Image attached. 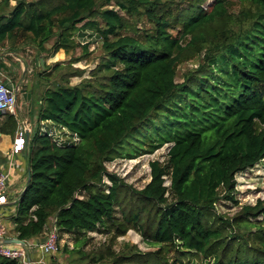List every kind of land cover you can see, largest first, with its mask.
Returning <instances> with one entry per match:
<instances>
[{"label":"trees","instance_id":"obj_1","mask_svg":"<svg viewBox=\"0 0 264 264\" xmlns=\"http://www.w3.org/2000/svg\"><path fill=\"white\" fill-rule=\"evenodd\" d=\"M238 1L233 14L230 0H0V48L8 52L22 45L68 51L74 35L101 38L87 77L75 84L61 77L42 93L36 120L56 124L65 139L54 138L53 127L29 136V180L9 217L19 239L44 235L52 216L59 233L113 223L122 180L105 160L134 132L137 154L170 145L165 164L149 162L150 179L136 190L126 222L140 230L144 219L151 242L182 255L264 264V226L256 219L264 197L232 219L208 216L217 201L233 198L235 174L264 159V0ZM201 52L178 81L179 62ZM17 126L14 115L0 114L1 133L13 135ZM235 226L246 233L229 231ZM63 251L82 254L80 247ZM158 258L153 264H169ZM0 264L19 262L0 256Z\"/></svg>","mask_w":264,"mask_h":264},{"label":"rangeland","instance_id":"obj_2","mask_svg":"<svg viewBox=\"0 0 264 264\" xmlns=\"http://www.w3.org/2000/svg\"><path fill=\"white\" fill-rule=\"evenodd\" d=\"M175 1L176 5L180 3L185 5L187 0ZM11 3L13 4L14 1H11ZM110 3L109 7L112 6L113 2ZM208 3H204V7H207ZM240 8V1L230 0L229 10L233 14L237 13ZM125 17L131 24L138 27L147 25V22L141 16L132 18L125 15ZM171 32L176 34L177 30L173 29ZM100 41L101 38L96 37L95 34L91 36L84 34L83 36L74 35L75 44L68 51L58 49L56 52L46 50L38 53L32 46L22 45L15 53L8 52L4 47L0 48V52L6 53L4 54V62L7 69H2L5 76L4 81H7L11 87H18L17 105L19 111L15 118L17 122L22 119L28 120L26 123H30L29 136L37 126L41 130L53 127V130L49 133L58 140L65 139L62 134L63 130L59 129L56 124L50 125L49 122L39 124L37 122L38 103L44 89L48 86L52 87L55 80L68 77L70 83L75 84L83 77H87L89 70L99 61ZM52 42L53 39L49 41V44ZM83 45H86V47ZM202 53L186 57L179 62L176 76L178 81L183 79L185 73L196 67ZM59 55L61 58H59ZM54 63L56 67L53 66ZM43 76H45V79H43ZM28 144L29 138L27 147ZM169 145L164 144L151 153L141 152L137 154L140 148L134 132L127 134L115 144L109 150L110 158L105 160L106 170L115 173L122 180L118 186L114 213L115 221L109 224L107 228L101 226L99 229L88 231L85 234L58 232V251L48 257L46 263L153 264L161 262V259L158 258L160 257L169 264H213L211 257H205L200 253L193 252L182 255L170 245L154 244L149 236L151 228L147 227V223L143 221L144 219L141 222L143 229L140 227V230L137 225L127 223L124 219V216L134 212L138 205L136 190L142 188L150 179L149 162L156 159L161 164H165ZM104 182L109 183L106 177ZM165 183L169 184L168 178H165ZM11 188L15 190L13 192L16 195L21 185H13ZM232 193V199L222 198L216 202L215 214L208 213L209 219H215L218 215L232 219L239 213L242 205L254 204L257 198L264 197V159H261L252 168L235 174V185ZM83 194L85 192L81 193V195ZM256 219L264 226V215L258 216ZM230 230H234L236 233L245 232L243 228H237L236 226ZM65 245L73 251L80 247L82 254L64 252L63 247ZM95 258L97 260L93 261ZM178 259H181L180 263Z\"/></svg>","mask_w":264,"mask_h":264},{"label":"built area","instance_id":"obj_3","mask_svg":"<svg viewBox=\"0 0 264 264\" xmlns=\"http://www.w3.org/2000/svg\"><path fill=\"white\" fill-rule=\"evenodd\" d=\"M4 73L0 69V110L16 115L19 111L17 105V92L18 87L10 86L7 81H4ZM30 124L20 120L15 130V135L12 141L11 155L22 153L28 141ZM27 149V148H26ZM27 154V153H26ZM8 169L0 168V256L15 259L19 264H47V258L54 255L58 251V228L55 224V217L52 216L47 224V231L42 238H31L23 240V244L18 243H5L4 239L9 238L7 233L8 226L2 222L1 208L8 205L16 206L20 193L25 188L26 182L19 194L13 195L8 190V176L9 169L13 165H17L15 160L10 157L7 161ZM10 207V206H9ZM18 238V237H16ZM38 250L40 257L33 258L32 251Z\"/></svg>","mask_w":264,"mask_h":264},{"label":"crops","instance_id":"obj_4","mask_svg":"<svg viewBox=\"0 0 264 264\" xmlns=\"http://www.w3.org/2000/svg\"><path fill=\"white\" fill-rule=\"evenodd\" d=\"M4 54H6V53L0 52V60H2V61L5 60ZM59 58H61L60 55H59ZM48 62H50V61H48ZM22 121L27 122L28 120L22 119ZM14 135L15 134L10 135V134H4V133L0 132V168L8 169L7 161L10 157H12L15 160V162L17 163V165H13L9 169V176H8V187L7 188L9 191H11V193H13V195H14L13 191H15L14 189L11 188L13 185H17V184L21 185V188L19 190V193H20V191L22 190V188L25 185V182H27V173H28L27 157H28V153H29L28 152L29 149L26 145V147L22 153H17V154L11 155L10 151H11L12 141H13ZM28 138H29V136H28ZM15 209H16V206L12 207L11 205H8L4 208H1V211L2 212L4 211V213H5V214L1 215L2 222H5V224L8 226L7 233L9 234L10 237H17L16 234L14 233V230H13V224H11L10 218H9L12 214L15 213ZM42 236L43 235L37 236V238H42ZM32 253H33V258H35V259H37L38 257L41 256L40 252L38 250L32 251Z\"/></svg>","mask_w":264,"mask_h":264},{"label":"water","instance_id":"obj_5","mask_svg":"<svg viewBox=\"0 0 264 264\" xmlns=\"http://www.w3.org/2000/svg\"><path fill=\"white\" fill-rule=\"evenodd\" d=\"M1 113H5V112L3 110H0V114ZM27 179L29 180V169H28V173H27ZM4 242L5 243H18L19 242L20 244H23V240L16 238V237L5 238Z\"/></svg>","mask_w":264,"mask_h":264}]
</instances>
